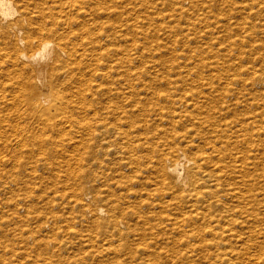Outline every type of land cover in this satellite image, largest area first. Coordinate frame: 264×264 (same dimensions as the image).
<instances>
[{"label":"bare ground","instance_id":"bare-ground-1","mask_svg":"<svg viewBox=\"0 0 264 264\" xmlns=\"http://www.w3.org/2000/svg\"><path fill=\"white\" fill-rule=\"evenodd\" d=\"M99 4L0 0V146L30 147L31 154L38 147L54 159L59 150L67 153L63 162L73 163V176L84 180L83 198L98 203L91 209L96 218L86 226L115 233L130 257L140 245L160 264H184L198 257L195 249L209 244L221 246L212 254L219 264L264 263V125L260 154L255 152L260 159L242 152V145V151L232 152L238 134L225 132L208 111L216 108L214 98L200 113L216 126L198 129L185 147L164 148L156 131L172 138L180 114L159 86L125 81L124 23L118 24L112 56L97 20ZM129 98L132 102L125 104ZM158 119L165 123L156 124ZM45 157L46 162L50 157ZM98 180L103 192L94 188Z\"/></svg>","mask_w":264,"mask_h":264},{"label":"rangeland","instance_id":"rangeland-1","mask_svg":"<svg viewBox=\"0 0 264 264\" xmlns=\"http://www.w3.org/2000/svg\"><path fill=\"white\" fill-rule=\"evenodd\" d=\"M99 1L95 8L97 20L101 31L111 39L113 45L108 38L104 42L113 47L112 56L117 52L118 24L124 23L125 81L159 86L161 93L173 100L180 114L172 138L171 134L156 131L155 135L160 134L156 139L164 148L185 147L183 144H187L198 129L215 127L210 117L200 113V109L205 106L208 109L215 98L216 108L208 111L221 122L225 132L231 130L238 134V146L233 145L232 152H239L242 145V152L260 159L259 139L263 137L260 134L264 125V0ZM164 87L166 90L162 89ZM131 102V98L124 100L125 104ZM164 123L159 119L156 122ZM192 124L195 129H191ZM179 136L185 139L180 140ZM242 137L249 142L248 150L245 148L249 145L242 144L245 143ZM255 143L258 144L256 149ZM14 150L0 146V264H71L74 259L79 261L76 264H135L141 261L160 264L147 255L146 249L139 248L140 245L130 257L129 249L119 246L115 233L109 232L111 237L109 233L96 232L86 226L96 218L91 209L98 203L83 198L84 180L73 176V163L63 162L64 154L66 158L69 156L67 153L59 150L55 155L53 151L54 159L52 154L38 151V147L32 148L35 156L30 147ZM7 155H12L11 159ZM38 156L50 157L46 161L48 164ZM12 158L16 162L11 161ZM20 158L25 165L21 166ZM49 162L56 163L49 165ZM93 183L96 191L103 192V182ZM259 194L256 197H261ZM87 208L91 214L87 213ZM54 231L57 233L53 234ZM45 247L49 249L46 251ZM42 251L48 253L41 254ZM216 251L221 252V246L204 245L195 249L198 257L188 258L184 264H219L212 258Z\"/></svg>","mask_w":264,"mask_h":264}]
</instances>
